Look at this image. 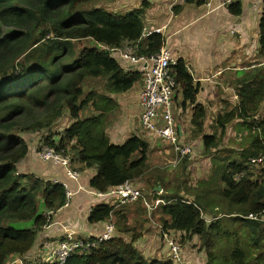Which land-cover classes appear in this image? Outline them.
I'll use <instances>...</instances> for the list:
<instances>
[{
  "label": "trees",
  "instance_id": "1",
  "mask_svg": "<svg viewBox=\"0 0 264 264\" xmlns=\"http://www.w3.org/2000/svg\"><path fill=\"white\" fill-rule=\"evenodd\" d=\"M96 1L0 0V264H7L13 257L25 260V264H57L28 258L39 233L53 218L52 214L40 212L41 204L46 212H56L66 202L62 184L20 168L31 152L32 137L38 136L40 142L36 151L42 146L64 149L83 167L95 168L89 187L96 191L107 192L126 181L135 183L148 171L150 144L146 138L134 134L123 144H115L108 134L110 115L118 108L111 95L130 90L141 75L126 70L102 47L137 42L145 30L146 5L126 15L113 14L102 7L81 10L83 5ZM229 10L234 15L241 14V2L230 4ZM259 28L264 55V7ZM85 39H92L95 45L76 54L74 42ZM164 44L162 33H152L141 54H155ZM174 75L182 95L180 105H194L191 124L202 135L206 154L218 149L222 134L234 120L242 122L247 131L246 143L240 150L218 157L213 178L188 189V196L181 195L186 194L183 190L169 196V190L164 188L161 196L154 187L156 195L149 201L164 199L165 203L155 209L163 230L184 233L186 240L197 236L206 264H264V224L246 218L264 208V160L259 169L250 166L252 159L264 155V115L258 116L264 103L263 69L255 68L236 85L237 106L216 117L219 136L202 134L206 108L196 104L200 84L181 59ZM89 79H103L105 91L85 92L84 84ZM86 110H90L89 116L83 114ZM65 111L71 124L59 140L53 139L52 129ZM240 173L245 175L236 180ZM143 204L148 212L144 200ZM122 208L123 205L116 210L108 203L93 206L89 223L113 217L126 223L117 224L111 240L73 254L65 264H177L173 259L160 261L144 256L134 245L142 232L131 235L134 229L127 224ZM212 208L217 210L210 212L214 219L208 221L206 213ZM143 216L146 222L149 216ZM23 221H33V228L15 226ZM89 241H96V237Z\"/></svg>",
  "mask_w": 264,
  "mask_h": 264
},
{
  "label": "crops",
  "instance_id": "2",
  "mask_svg": "<svg viewBox=\"0 0 264 264\" xmlns=\"http://www.w3.org/2000/svg\"><path fill=\"white\" fill-rule=\"evenodd\" d=\"M199 1L98 0L88 3L91 5L90 7H87L88 4L83 5L81 10L87 11L102 7L113 14L126 15L128 12L139 10L146 5L143 14L145 29L155 30L161 28V33L165 36L166 46L173 57L178 61L181 59L186 64L194 80L200 84L196 104H201L206 108L202 134H209L206 132V125L214 120L215 116L212 114L217 117V115L223 114H217L219 110L237 106L239 99L236 85L245 75L257 68V63H259L258 65L264 64L259 28L264 0H205L202 4ZM236 1H240L242 5L243 11L239 15H234L229 10V5ZM208 2H211V7L208 6ZM146 39L141 41L142 47L145 45ZM94 45V41H91L89 46ZM128 63H124L127 68L133 71L138 70L137 65ZM142 87L141 77L130 90L111 95L116 99L118 108L110 115L108 134L115 144H123L134 134L146 138L150 144L148 163L157 168L168 161L169 166L173 168L171 158L174 154L168 160L171 148L165 142H162V138L156 133L141 128L140 115L142 107L139 93ZM104 91L101 90V92ZM176 92L174 97L176 104L174 101L172 104V115L175 119L176 130L182 142L188 136L193 138L191 140L194 155L199 157L204 150V146L202 135H198L191 124L194 105L182 107L180 105L182 103L181 91L178 92L177 90ZM71 121L68 111H65L52 129V133L55 134L52 138L59 140L61 133L71 124ZM31 139H33L31 141V152L21 163L20 168L25 173H33L44 180L51 182L55 179L65 181L76 191L78 188L77 182L69 179L65 168L49 161H42L38 157L36 151L39 147L38 136ZM71 165L81 172L80 183L90 188V180L96 175V169L85 168L75 160L71 162ZM98 204L101 203L92 194L81 190L76 192L68 207L61 208L56 212L48 214L41 205L40 212L47 215L52 214L53 218L52 222L39 233L35 248L28 258L44 261L58 247L67 230L75 231L76 236L84 240L98 237L104 230L106 222H88L90 208ZM120 206L118 204L114 205L116 210H119ZM122 210H125L124 214L128 218L127 214L129 212H126L128 208H122ZM19 224L20 222H17L15 226L17 227ZM147 227L152 230L142 231L134 245L136 244L137 248L146 257L150 254L152 259L160 261L169 259V248L162 247V239L158 237L160 231L153 223L148 224ZM28 228H33V224ZM171 232L175 233L176 236L184 235L181 232ZM183 256L185 260L182 262L185 264H206V254L204 252H199L198 255L187 251L184 252Z\"/></svg>",
  "mask_w": 264,
  "mask_h": 264
},
{
  "label": "built area",
  "instance_id": "3",
  "mask_svg": "<svg viewBox=\"0 0 264 264\" xmlns=\"http://www.w3.org/2000/svg\"><path fill=\"white\" fill-rule=\"evenodd\" d=\"M211 7V2L207 3ZM162 29L155 30L145 29L142 37L137 42L126 41L120 47L108 48L102 47L110 51L117 59L120 60L124 68L127 70L124 63L129 62L132 65L138 66L143 81V87L139 93V100L142 107L140 115L141 128L148 132H154L162 139L170 142L174 147V158L172 166H177L181 160L194 154L193 147L190 144L180 140L176 130L174 116L172 115V104L177 91V82L174 75L175 66L178 60L175 59L171 51L166 46L150 56L141 54V41L148 38L152 33H161ZM128 63V64H129ZM64 149H56L50 146H42L38 149L37 155L42 161H49L55 165L65 168L69 179L77 182V190H73L70 185L62 180L55 179L53 183L62 184L66 191V202L62 207H68L73 196L78 191H86L93 195L100 203H108L110 205H129L140 199L144 200L148 210H155L160 204L165 201L162 198H156L152 202L145 197L143 191L137 187L132 181H126L123 184L110 188L107 192L96 191L87 188L80 183L81 172L72 169L71 156ZM264 155L257 159H252V165L260 167L263 163ZM245 173H240L235 176L236 180H240ZM157 193H160L158 191ZM92 210L90 208L89 212ZM53 212H48V214ZM248 219L261 221L264 224V208L260 213L249 214ZM212 220V219H211ZM109 219L105 223L104 230L96 237V241L84 240L76 236L75 231H66V235L59 242L58 247L49 255L45 262L57 264H65L67 259L73 254L84 252L90 247H94L104 241L111 240L116 233L115 224ZM167 232L164 236L167 238L169 246V259H173L177 264H185L181 261L180 246L174 240L169 239ZM17 264H25L24 261L16 257L13 259ZM30 264V263H28Z\"/></svg>",
  "mask_w": 264,
  "mask_h": 264
},
{
  "label": "rangeland",
  "instance_id": "4",
  "mask_svg": "<svg viewBox=\"0 0 264 264\" xmlns=\"http://www.w3.org/2000/svg\"><path fill=\"white\" fill-rule=\"evenodd\" d=\"M91 5L88 4L87 7H90ZM86 9V8H85ZM75 43V49H76V54H79V52L86 46H89L91 44V40H82ZM257 63V69H263L264 72V64L263 65H258ZM254 71V70H253ZM105 90V81L103 79H89L85 82L84 84V90L85 92H88L89 90ZM177 93V92H176ZM174 103L176 104L175 98H174ZM233 108V107H232ZM230 108H224L222 110H219L217 114L219 113H224L228 112L232 109ZM84 115H89L90 110H86L83 112ZM216 117L215 114H212ZM264 115V103L262 104L260 111L258 113L259 117H262ZM211 120V123H207V129L206 132L211 134V133H217L219 136L221 133V130L216 124V120ZM20 121L23 123V118L20 119ZM242 122L238 120H234L232 123H230L226 129V132L222 134L221 136V141L219 144L218 149H214L210 154H206L205 150L198 156H195L194 154L190 156L189 158L181 160V162L177 166H172L171 168L169 166L168 161L164 162V164L160 167L155 168L154 165L149 164V168L147 173L137 180L134 184L139 187L145 197H147L148 200L153 198L156 194L152 190L154 187L159 188L158 190L160 191L161 196H163V189L169 190L168 195L172 196L175 193H180L182 190L186 192H182L181 195L183 196H188L187 191L188 189H194V187H199L203 182L209 181L211 177L213 178V172L215 170V160L220 157L222 154L225 153H231L233 151H238L242 148L243 143H246L244 140V135L247 134V131H244L243 125H241ZM138 131V130H137ZM32 132H26V134H31ZM30 135H27L29 137ZM193 139L192 137L188 136L187 138L184 139L183 142L190 144ZM162 142H165L167 146L170 149V154H168V160L172 157L174 153V147L173 145L162 139ZM40 142H38V145ZM217 151V153H216ZM71 156L72 161L75 160L72 157V153L68 152ZM174 156L171 158L173 159ZM76 161V160H75ZM172 161V160H171ZM172 164V163H171ZM251 167H256L255 169H259L258 166L255 165H250ZM72 167V165H71ZM72 169H76L79 171V169L72 167ZM49 181V180H48ZM163 183V185H161ZM163 186V187H162ZM190 198V197H189ZM213 203L214 200L212 199ZM42 205V204H41ZM144 204L143 200H139L136 203L128 206H123V208H128L126 212L128 213V218H127V224L134 229L131 233L136 235L139 232L142 231H151L152 229L147 227V224L153 223V225L157 228L158 231V237L162 239V247H168V242L167 238L163 235L162 236V223L160 222V217L157 214V210H145L144 209ZM217 208H212L206 213V219L210 221L211 219H214L212 214L210 212L216 211ZM125 212V210H123ZM144 214H147L148 220L146 222H143L144 219ZM210 214V215H209ZM122 218L120 217H113L112 222L116 225V228L118 227L117 224L120 223H126L121 220ZM33 222L31 221H24L20 222L19 225H17V228L19 229H30L28 227L32 226ZM157 230H155L157 232ZM135 232V233H134ZM165 232V231H164ZM170 236L168 237L169 239H172L175 241V243L179 244L180 246V256H181V261L185 260L184 252H191V253H196L199 255V252H204L200 251L199 249V238L197 236H194L191 240H186L184 235L182 236H176L175 233L172 232H167ZM196 239V240H194ZM142 252V251H141ZM143 253V252H142ZM205 253V252H204ZM145 256V255H144ZM156 256V253H155ZM146 257V256H145ZM16 257L11 258L7 264H17L18 262L14 261L13 259ZM149 259H152L150 257V254H148ZM206 263H207V257ZM25 261V260H24Z\"/></svg>",
  "mask_w": 264,
  "mask_h": 264
},
{
  "label": "water",
  "instance_id": "5",
  "mask_svg": "<svg viewBox=\"0 0 264 264\" xmlns=\"http://www.w3.org/2000/svg\"><path fill=\"white\" fill-rule=\"evenodd\" d=\"M159 189V188H158Z\"/></svg>",
  "mask_w": 264,
  "mask_h": 264
}]
</instances>
